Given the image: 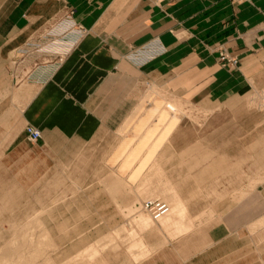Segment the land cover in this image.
Masks as SVG:
<instances>
[{"label": "crops", "instance_id": "crops-1", "mask_svg": "<svg viewBox=\"0 0 264 264\" xmlns=\"http://www.w3.org/2000/svg\"><path fill=\"white\" fill-rule=\"evenodd\" d=\"M67 20L72 30L43 32ZM38 38L60 44L55 63L35 67L36 52L52 53L29 46ZM221 47L237 59L235 67L220 63ZM24 52L30 71L20 97L23 120L43 134L34 149L56 136L86 144L116 132L130 118L136 87L148 81L237 118L233 127L244 140L196 142L193 127L184 148L174 142L170 182L190 231L173 238L161 232L165 242L131 264H264V180L253 186L264 149L254 136L264 128H255L258 113L247 106L253 87L264 85V0H0V100L14 82L10 62ZM224 126L230 132L232 125ZM202 213L208 215L195 221Z\"/></svg>", "mask_w": 264, "mask_h": 264}, {"label": "rangeland", "instance_id": "rangeland-1", "mask_svg": "<svg viewBox=\"0 0 264 264\" xmlns=\"http://www.w3.org/2000/svg\"><path fill=\"white\" fill-rule=\"evenodd\" d=\"M70 21L52 24L43 32L72 30ZM39 42L41 38L29 46L50 47L44 51L52 53L36 52V68L60 58L59 43ZM25 52L10 62L14 82L4 87L0 100V264L138 263L152 253L150 246L165 242L161 232L169 238L189 232L187 208L170 182L177 173L169 165L177 157L173 144L184 148L193 137V127L196 142L205 137L218 147L243 139L245 135L235 133L233 127L238 119L220 116L219 106L190 105L163 82L148 81L136 87L130 118L116 132L103 133L86 144L56 136L49 145L34 149L32 143H38L43 134L23 120L26 101L20 97L30 71ZM219 61L231 67L238 63L223 47ZM248 96V108L259 116L255 128H264V85L253 87ZM227 124L232 126L226 133ZM177 125L181 128L172 139ZM29 128L40 131L37 140H32ZM254 138L264 146V133ZM185 153L179 157H186ZM210 153L217 157L219 150ZM198 156H203L202 150ZM263 160L264 149L258 153L259 181L253 186L264 180ZM186 168L180 166L179 174L181 169L186 173ZM194 168L202 169L191 166L190 172ZM243 168L250 171L255 166ZM157 200L170 209L160 221L164 215L155 218L144 209L146 202ZM181 203L188 228L179 233L166 225V219ZM206 215H196L195 221Z\"/></svg>", "mask_w": 264, "mask_h": 264}, {"label": "built area", "instance_id": "built-area-1", "mask_svg": "<svg viewBox=\"0 0 264 264\" xmlns=\"http://www.w3.org/2000/svg\"><path fill=\"white\" fill-rule=\"evenodd\" d=\"M28 132L31 135L32 140H37L40 137V131L36 128H29ZM144 209L151 213L155 218L161 217L168 212L167 205L162 201H149L144 205Z\"/></svg>", "mask_w": 264, "mask_h": 264}, {"label": "bare ground", "instance_id": "bare-ground-1", "mask_svg": "<svg viewBox=\"0 0 264 264\" xmlns=\"http://www.w3.org/2000/svg\"><path fill=\"white\" fill-rule=\"evenodd\" d=\"M169 211H170V209H168V212L163 217H161L159 220H157V219L156 220L160 221L161 219L166 217L169 214ZM173 214H176L175 220L171 219ZM184 216H185V208H184L183 204L181 203L179 205V208L174 209L172 211V213L168 216V218L166 219V225H168L170 227L172 225L174 227V229L179 233L182 231H185L188 228V226L185 224V221H184L185 217Z\"/></svg>", "mask_w": 264, "mask_h": 264}]
</instances>
